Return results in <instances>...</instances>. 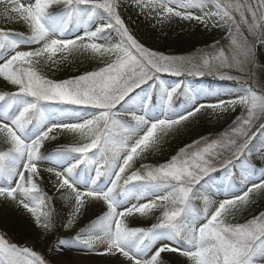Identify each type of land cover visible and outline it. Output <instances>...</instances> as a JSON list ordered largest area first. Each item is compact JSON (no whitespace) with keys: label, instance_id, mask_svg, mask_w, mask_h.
I'll return each mask as SVG.
<instances>
[{"label":"snow or ice","instance_id":"snow-or-ice-1","mask_svg":"<svg viewBox=\"0 0 264 264\" xmlns=\"http://www.w3.org/2000/svg\"><path fill=\"white\" fill-rule=\"evenodd\" d=\"M133 3L156 24L195 20L226 29L227 52L197 61L153 51L131 34L121 0H0V18L27 29L0 30V79L14 89L0 92V200L26 210L45 232L53 230L58 214L41 186L47 172L54 193L70 203L63 228L72 229L86 206L106 209L74 236L58 238L55 251L119 254L117 264H166L163 253H178L186 264H264V212L237 219L254 196H264V167L248 159L259 132L255 151L264 162V86L257 89L248 68L249 37L264 44V0ZM81 57L98 61L97 68L62 80L43 70ZM162 74H215L238 89L229 99L205 103L202 97L222 93L168 83ZM237 107L234 127L218 138L201 137L163 162H146L202 110ZM62 135L73 142L49 153L47 143ZM218 161L228 169L223 178L211 176ZM136 216L153 222L130 227ZM0 264L48 262L0 236Z\"/></svg>","mask_w":264,"mask_h":264},{"label":"rangeland","instance_id":"rangeland-1","mask_svg":"<svg viewBox=\"0 0 264 264\" xmlns=\"http://www.w3.org/2000/svg\"><path fill=\"white\" fill-rule=\"evenodd\" d=\"M119 11L131 34L145 47L158 53L175 57H195L198 61L201 56L215 55L220 49H224L227 52L229 42L225 39L226 29L212 27L211 25L206 28L195 20H174L171 23L163 25L156 24L154 20L146 18L144 14H141L140 10L133 3V0H121ZM130 25L134 26L135 29H132ZM0 30H10L18 33L27 32L26 27L22 23L7 22L3 18H0ZM249 40L253 44L254 55L253 62L248 65V68L253 74V80L256 82L255 86L259 90L261 86H264V67L259 63V59L264 56V44H260L254 37H249ZM97 66L98 61L91 58L81 57L72 64L61 65L59 69L53 71V74L51 73V78L56 80L67 79L72 76H62L61 71H68V73L70 72L80 75L86 71L95 70ZM79 68L83 70L82 73L74 72L75 69ZM224 71L228 70L225 69ZM229 74L238 75V73H235L234 71L229 72ZM186 77L221 80L215 74H205L200 77L185 75L175 78L177 81H180L179 79H184ZM224 81L235 82L230 80ZM11 90H14L13 86L7 85L6 82H3L2 79H0V92ZM229 98H231V95L222 93L220 96L213 94L201 99L205 103H216L219 99ZM236 109L237 112L229 109L223 113L219 111L212 113L211 109L202 110L200 114H197L195 118H192L190 123L183 128L178 136H183L194 130L198 125L205 124L210 129V133L205 136L201 135L196 140H199L201 137H203L205 141L216 139L219 134L234 127L233 121L236 120V117L241 113L239 107ZM258 128L259 122L254 123L249 134L251 135V133L255 132ZM178 136L168 138L163 145ZM72 142L73 139L70 135L58 136L57 140L47 143V151L49 152L52 149L58 148L62 144H70ZM234 161L236 160L234 159ZM252 161L258 163L261 167H264V162H262L258 156L254 157ZM222 168L223 166L218 161L217 169ZM42 174L44 175L45 180L42 182L41 186L49 196H53L52 204L55 206L56 213L58 214L56 216V227L49 232H45L35 225L31 215L27 213L26 210L0 200V236L9 239L11 242L17 243L18 245H27L31 247L33 250L41 254L48 264H64L59 257L71 254H78L86 257V264H117L118 259L122 260L123 258L120 257L119 254H116L115 256L101 255L97 252H86L80 249H66L62 253L54 250V245L58 238L74 236L76 232L85 228V224L91 223V220L96 219L106 209L102 203L93 207L86 206V208L82 210L83 215L80 216L76 225L72 229L68 230L63 228L60 220L61 217L66 220L70 211V203L59 199L60 193H54L52 183L47 180V177L50 174L47 172H43ZM254 201L255 202L252 203L242 215H238L237 219L239 222L242 223L246 219L264 212V207L262 208L260 206V203L264 201V196H254ZM152 222L153 221L148 218H141L139 216L129 218L130 227H150ZM18 230L21 231V235ZM98 251L103 252L104 249L101 247ZM162 255L165 257L166 264H186V259L179 256L178 253H163Z\"/></svg>","mask_w":264,"mask_h":264},{"label":"trees","instance_id":"trees-1","mask_svg":"<svg viewBox=\"0 0 264 264\" xmlns=\"http://www.w3.org/2000/svg\"><path fill=\"white\" fill-rule=\"evenodd\" d=\"M130 27H132V29H135V27L132 25H130ZM205 39H207V38H205ZM259 63H261V66L264 67V56H262L259 59ZM43 70L50 76V78L52 77L51 73L53 74V71H49L47 68H45ZM84 70H86V69H84ZM74 72L82 73L83 70H81V68H79V69H75ZM61 75L68 77V76H75L76 74L70 73V72L68 73V71H61ZM162 78L168 83L177 82V79L175 77L162 75ZM179 80L189 82L193 87H196L199 89H211L214 92L218 91V92H221L223 94H229V95L236 92L238 89V86L235 82H228V81H224V80L208 79V78H192V77H186L184 79H179ZM202 98H205V97H202ZM179 102H180L179 99H177L176 103H179ZM234 112H237V109H235ZM261 131H264V130H261ZM255 132H257V130ZM209 133H210V129L208 128V126H206L205 124H200L194 130L186 133L185 135L173 138L171 141L167 142L165 145H162L161 151L155 155L150 156L146 162H148V163L163 162L164 160L170 158L171 155H174L175 152L179 148L184 146V144H188V143L192 142L193 140L198 139L201 135L205 136V135H208ZM62 145H67V144H62ZM250 146H255V147H254L253 155L251 157H248V159L257 168H261V165H259L258 163H254L252 161V159L254 157L258 156L255 153L256 152L255 148L260 147V133L259 132H257V136L254 140H252ZM56 149L50 150L49 153L56 151ZM244 159H245V157H241L240 160H236V161H234V163L239 165L241 163V161ZM227 171H228V169L223 167L222 169H218L216 172L211 173V176L223 178L225 176V174L227 173ZM232 171L235 173V176L233 177V179H235L236 182L239 183V180L237 179L239 177V172H240L239 167L232 169ZM206 179H207V177H206ZM260 206L262 208L264 207V201L262 203H260ZM94 220H91V222H93ZM87 225L88 224H85L84 226L86 227ZM18 231H19V234L21 235V231L20 230H18ZM27 233H28V231H27Z\"/></svg>","mask_w":264,"mask_h":264},{"label":"bare ground","instance_id":"bare-ground-1","mask_svg":"<svg viewBox=\"0 0 264 264\" xmlns=\"http://www.w3.org/2000/svg\"><path fill=\"white\" fill-rule=\"evenodd\" d=\"M64 264H86V257L78 254H71L68 256L59 257Z\"/></svg>","mask_w":264,"mask_h":264}]
</instances>
